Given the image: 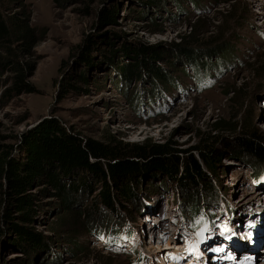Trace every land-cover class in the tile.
<instances>
[{"label":"rangeland","instance_id":"obj_1","mask_svg":"<svg viewBox=\"0 0 264 264\" xmlns=\"http://www.w3.org/2000/svg\"><path fill=\"white\" fill-rule=\"evenodd\" d=\"M103 5L117 8L116 20L98 26L97 10ZM0 16L11 22L15 18L20 27L31 30L28 55L21 50L24 39L12 37L10 42L0 40V61L10 55L29 62L28 80L34 87L32 92L8 95L12 72L0 63V142H15L13 136L52 116L72 132L104 143L147 148L167 144L183 151L181 162L188 155L199 162L215 192V203L208 202L220 208L214 209L215 219L213 206L203 205L186 220L181 213L189 211L186 202L207 191L186 193L178 176L151 167L131 180L130 198L110 188L111 209L101 201V183L90 173L84 174L87 184L76 181L65 199L54 195V189L42 191L47 185L39 182L31 190L32 219H14L33 230L35 247H16L0 222V264H195L197 254L201 263L204 258L211 262L214 253L198 248L201 234L225 236L250 209L251 195L256 194L258 202L264 195L254 188H264V165L254 179L245 161L252 156L240 145L246 139L243 131L249 129L257 135L251 142L262 141L264 146V0H0ZM88 33L92 36L86 41L90 54L85 63L79 47ZM214 38L226 44L227 51L217 54L221 60L207 65L202 75L194 74L183 56L185 45ZM133 46L159 50L136 78L121 71L136 61L126 48ZM216 56L202 57L199 63L213 62ZM148 65L180 79L151 103L146 92L153 86L150 78L142 77ZM185 68L188 76L182 73ZM204 150L218 157L213 171L200 160ZM106 215L124 220L122 235L93 233L90 219L97 216L103 223ZM257 223L254 229L262 230V220ZM237 225L242 227L241 222ZM170 244L179 247L165 248Z\"/></svg>","mask_w":264,"mask_h":264},{"label":"trees","instance_id":"obj_2","mask_svg":"<svg viewBox=\"0 0 264 264\" xmlns=\"http://www.w3.org/2000/svg\"><path fill=\"white\" fill-rule=\"evenodd\" d=\"M116 12L117 8L115 6L103 5L99 7L96 18L98 26L113 23L116 20ZM10 22L0 16V40L10 42L12 37L16 41L24 39L25 45L22 46L21 50L23 54L28 55L29 46L27 39L31 38L30 28L27 25L20 27L15 18L11 22L12 25H10ZM91 36V33L86 34L83 44L79 47L81 50L80 58L85 63L89 62L90 54V47H88L86 41L88 42ZM187 36L193 39L194 34L190 33ZM219 42L221 41L214 38L200 43L197 42L196 44L185 45L184 55L181 54L190 61L194 74L198 72L199 76L202 75L207 65H216L221 60L219 58L222 55H216L226 52L227 50L224 48L227 46ZM126 48L132 50V56L136 59L135 62L128 64L127 67H121L122 74L126 77L133 75L136 78L141 72V66L147 60L152 61L159 56V50L154 48L144 46ZM215 56L216 59L213 62L205 64L203 59H201L202 61L199 63V59L202 57L211 58ZM0 63L6 64L12 72V83L6 90L8 95L10 93L18 95V93L32 92L34 90L28 80V72H30L29 62L25 60L19 61L16 57L8 55ZM154 69L152 70L148 65L147 71L144 70L142 75L145 79L150 78L149 84L151 83V86H153L146 92L147 103L163 97L170 90L169 88L180 83V79L176 74H174L175 79L173 80L169 78L172 77L173 73L167 72L168 75H166V73L160 72L158 67ZM200 70L201 73L199 72ZM182 73L186 76L189 75L186 68ZM151 77L157 81H153ZM160 84H167L168 86H160ZM159 88H161V91L158 90ZM134 96L133 99L136 102L139 101L138 96ZM136 102L134 101L133 103L136 104ZM242 134L246 136V139L242 140L240 145H242L246 153L252 156V159L249 158V162L247 159L245 161L249 164L254 179H259L264 165V146L262 141L251 142L253 141L252 138H257L253 131L246 129ZM12 139L15 142H0V222L5 225L7 232L13 235L11 242L16 247L25 244V246L27 245L32 249V247H35L34 244H36L35 235L32 233L33 230L27 226L17 224L14 220L17 217L22 221H30L32 219L31 190H34L40 184L39 182H42L47 185L42 191H48V188L54 189V192H52L54 195L62 196L61 198L65 199V196L69 193V188L71 187V190H74L77 187L75 186L76 181L87 184L85 183V173H90V175L97 178L96 181L98 183H101L98 194L102 196L101 201L110 209L113 206L109 193L110 188L113 187L115 190H119V195L123 196L124 199L130 198L134 191L131 180L135 179V176L147 167L161 170L172 177L178 176L180 181L185 182L183 186L186 189V193L187 189L194 192H202L203 189L207 191L206 195L190 197L191 201L186 202L185 207L189 211L181 210L186 220H190V213H198L200 211L199 207L203 205H206V208L213 206L214 214L212 219L216 218L214 209H220L219 205L215 207L211 202H208V199H212L215 203V199H213V193L215 192H213L211 182L205 177V172H203L204 170L202 171L199 162L192 155H188L183 161L184 163L181 162L180 155L183 151L174 150L167 144H152L147 148L146 146L139 147L137 145L130 147L122 142L104 143L72 132L58 118L52 116L43 117L33 127L21 135L13 136ZM210 151H201L200 160L204 161L207 170L211 169L213 171L219 161L217 155L208 154ZM201 179L203 181H200ZM197 180L199 181L198 183ZM135 182L137 181L135 180ZM12 210H14V213ZM18 211H21V214L17 216ZM98 217L102 218V216ZM103 218L105 219L103 223L100 222L101 224L97 222L99 219H97V216L90 219L93 225L91 230L94 234L115 238L122 235V231L125 228L120 225L124 221L121 217L106 215ZM2 233L3 230L0 226V235Z\"/></svg>","mask_w":264,"mask_h":264},{"label":"bare ground","instance_id":"obj_3","mask_svg":"<svg viewBox=\"0 0 264 264\" xmlns=\"http://www.w3.org/2000/svg\"><path fill=\"white\" fill-rule=\"evenodd\" d=\"M254 188L257 191L259 190V192L264 191V188H260V187H257V188L254 187ZM250 192H252V191H250ZM248 193L249 192H246L245 194L248 195ZM256 196H257L256 194L251 195V199L249 198L248 199L249 201H247V204L250 205V209L247 210L248 212L244 210L245 213L239 217V220L236 221V223H234V225H231V227H229L230 221L226 223L227 226L230 228V231H228V233H226L225 236H219V234L217 232H214V231L211 233L206 232L204 234L205 239L200 240L201 242L199 241L198 248L201 249L202 246H205V248L208 250L207 255H209L210 252L213 253L211 251L212 245L222 241L221 243H223L225 245V247L228 248L229 250H230V247L235 246L237 248V251L240 253V255H244L246 252V248L249 245V243H247L244 240V238L247 235H254V236L256 235L257 236L256 239H258V242H264V228H262V230L261 229L260 230L254 229L255 223L259 222L257 224H260L261 220H262V223L260 224V226L261 227L264 226V210H263L264 209V195H262V199L260 200V202L254 200L256 198ZM243 208L244 207H242V209ZM155 212L158 213L159 210H156ZM229 212L231 213L232 211L229 210ZM249 212L251 214L248 215L247 213H249ZM247 220H249V221H247ZM240 222L242 223V227H237L238 226L237 224H240ZM248 222H250V223H248ZM250 227H251V230H250ZM255 230L257 232L254 233ZM218 231H220L219 228H218ZM240 232H242L241 235H239ZM171 245H177L179 247V244H170L168 247H165V248H168V249L178 248V247L172 248ZM263 248H264V246L261 249L264 250ZM179 250H180V248H179ZM260 251H257V252L253 251L252 252L255 255L254 260L245 259L240 263L241 264H264V257H263L264 253L260 254ZM230 252H232V251H230ZM197 255L195 257V262H194L195 264H202V263L205 264V262H207V264H214L212 261L215 259H216L215 263H217V264H239L238 260H241L240 256L236 257L235 259H233V258L231 259V258L224 257L225 254H222V256L220 257L214 253V255H213L214 259L211 262L209 261V259L207 261V259L204 258V261L201 263V260L198 259L200 257H198ZM202 256H203V254H202ZM221 258H222V260H220ZM169 264H172V263H169Z\"/></svg>","mask_w":264,"mask_h":264},{"label":"snow or ice","instance_id":"obj_4","mask_svg":"<svg viewBox=\"0 0 264 264\" xmlns=\"http://www.w3.org/2000/svg\"><path fill=\"white\" fill-rule=\"evenodd\" d=\"M217 251H218V249H217Z\"/></svg>","mask_w":264,"mask_h":264}]
</instances>
